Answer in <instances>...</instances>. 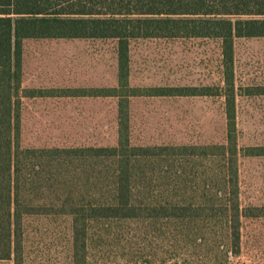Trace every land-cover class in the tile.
Returning <instances> with one entry per match:
<instances>
[{
  "label": "trees",
  "instance_id": "trees-1",
  "mask_svg": "<svg viewBox=\"0 0 264 264\" xmlns=\"http://www.w3.org/2000/svg\"><path fill=\"white\" fill-rule=\"evenodd\" d=\"M241 38H264V0H0V264H229L242 220L264 217V206L240 201V159L264 157V145L238 142ZM140 40L216 41L218 82L133 85L131 45ZM30 41H110L114 51H25ZM213 98L221 138L133 140L135 102ZM28 101L33 116L60 115L61 131L87 106L107 104L111 142L24 144ZM37 220L61 234L60 251L33 255Z\"/></svg>",
  "mask_w": 264,
  "mask_h": 264
},
{
  "label": "rangeland",
  "instance_id": "rangeland-1",
  "mask_svg": "<svg viewBox=\"0 0 264 264\" xmlns=\"http://www.w3.org/2000/svg\"><path fill=\"white\" fill-rule=\"evenodd\" d=\"M110 41L66 42L30 41L25 51H114ZM219 49L209 40H146L131 45V83L135 86L210 84L218 82ZM111 72V71H110ZM233 72L239 96L236 98V124L239 146L264 145V95H246L264 89V38L236 39ZM48 73V72H47ZM109 73V72H106ZM31 102L23 107L30 114L23 119L22 141L28 145H61L92 140L109 141L114 135L113 122H103L107 104L89 105L88 115L76 116L73 129L61 131L60 115H31ZM220 99H150L137 101L130 108L133 140L192 142L222 137ZM39 107V105L37 106ZM60 108L51 104L50 110ZM47 105L39 110L46 112ZM71 109V108H70ZM78 109V108H76ZM114 117L112 116V119ZM101 121V122H100ZM99 126L98 129H94ZM63 127H66L64 125ZM102 128V129H100ZM90 139V141H91ZM103 139V140H101ZM240 201L243 207L264 206V157L239 161ZM57 229V228H56ZM55 227L33 221L29 227L33 255H53L60 251ZM229 264H264V217L243 219L240 251Z\"/></svg>",
  "mask_w": 264,
  "mask_h": 264
}]
</instances>
